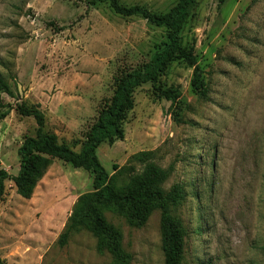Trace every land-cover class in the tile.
<instances>
[{"label":"rangeland","instance_id":"374dc122","mask_svg":"<svg viewBox=\"0 0 264 264\" xmlns=\"http://www.w3.org/2000/svg\"><path fill=\"white\" fill-rule=\"evenodd\" d=\"M93 1L0 0V76L12 92L0 93V170L11 177L24 140L37 131L20 107L40 106L45 131L79 153L120 75L142 69L168 42L166 28ZM119 1L164 15L180 0ZM181 39L197 58L208 98L193 91L195 69L174 62L156 85L135 90L124 139L103 144L97 156L118 188L155 165L167 175L166 194L185 189L189 197L174 209L184 230L181 264H264V0H196ZM169 90L181 94L178 101L162 96ZM145 153L152 156L133 163ZM5 187L6 264H113L86 230L57 245L78 199L94 192L91 172L53 160L30 200L13 182ZM104 216L122 232L130 264H165L159 211L142 227Z\"/></svg>","mask_w":264,"mask_h":264},{"label":"trees","instance_id":"16d2710c","mask_svg":"<svg viewBox=\"0 0 264 264\" xmlns=\"http://www.w3.org/2000/svg\"><path fill=\"white\" fill-rule=\"evenodd\" d=\"M224 3L225 0H218ZM196 0H180L170 12L164 15L153 14L141 6L125 7L119 0H94L92 5L107 4L111 11L124 19L142 18L148 24L166 28L168 42L162 52L142 69L122 73L117 79V88L111 102L100 112L95 125L86 135V140L79 153L59 143L58 137L47 133L46 117L40 106L18 109L21 116L33 118L37 125L36 136L26 138L18 151L20 169L16 177H11L5 170H0V198L5 194V184L14 183L17 194L30 200L37 185L45 177L53 160L84 170L94 175V192L81 196L73 209V216L59 237L57 245L64 248L75 232L86 230L98 242V250L108 253L113 264H130V256L123 248L122 232L110 224L104 214L112 212L124 217L131 226L142 227L155 211L161 213V230L165 251V264H181L184 250V230L182 221L174 212L189 196L185 189L175 186L166 194L161 185L167 175L155 165H148L143 176L135 178L129 185L118 188L116 177L110 178L101 164L97 151L105 143L122 141L125 137L123 124L128 114L134 109V92L138 88L156 85L176 61L194 68L193 91L202 99L208 98V91L200 76V68L193 51L183 47L181 34L190 16ZM0 93L12 96L9 84L0 76ZM162 96L176 102L181 94L178 91H164ZM1 108V105H0ZM5 115H3L2 118ZM152 154H140L133 158V163H143ZM116 171L119 168L115 169ZM134 170L122 169L118 174ZM0 264H6L0 257Z\"/></svg>","mask_w":264,"mask_h":264}]
</instances>
